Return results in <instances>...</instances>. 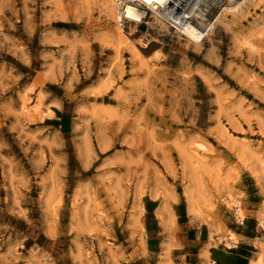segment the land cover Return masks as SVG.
Instances as JSON below:
<instances>
[{
  "label": "rangeland",
  "instance_id": "1",
  "mask_svg": "<svg viewBox=\"0 0 264 264\" xmlns=\"http://www.w3.org/2000/svg\"><path fill=\"white\" fill-rule=\"evenodd\" d=\"M113 3L0 0V264H185L148 196L217 233L239 205L264 264V0H209L198 45L144 26L149 51Z\"/></svg>",
  "mask_w": 264,
  "mask_h": 264
},
{
  "label": "crops",
  "instance_id": "2",
  "mask_svg": "<svg viewBox=\"0 0 264 264\" xmlns=\"http://www.w3.org/2000/svg\"><path fill=\"white\" fill-rule=\"evenodd\" d=\"M55 118L61 120L48 117ZM182 202V197L171 201L148 196L143 200L142 221L148 244L160 249L177 245L187 258L185 264H253L258 260L261 254L257 245L258 227L227 224L224 233H217L216 228L212 229L198 216L178 213Z\"/></svg>",
  "mask_w": 264,
  "mask_h": 264
},
{
  "label": "bare ground",
  "instance_id": "3",
  "mask_svg": "<svg viewBox=\"0 0 264 264\" xmlns=\"http://www.w3.org/2000/svg\"><path fill=\"white\" fill-rule=\"evenodd\" d=\"M99 1L102 2L104 9L107 10L109 14H112V11H114V0ZM208 9H211L209 0H116L115 23L120 31L123 33H129L130 36H133V41L135 43L140 46L142 45L143 48L145 47L148 51L154 48V44L150 40L149 34H144V32L142 33L140 31L144 26L160 32L163 37L170 35L175 31L179 36L183 35L188 38L190 42H194L198 45L207 38L206 36L210 35V32L213 31L215 26V23L208 22V14L206 13L208 12ZM135 43H131L130 45V38L126 34H121L116 39L115 49L121 51V48H123V46L125 47L123 44H126L129 47V50L134 54L135 58L138 57L137 59H139L142 52H139ZM146 60L148 63V59ZM141 65H143V63H141ZM188 194L189 197L187 198L190 199L192 210L193 212H196L198 206L195 204V200L192 197V190H189ZM238 207L241 210L239 205ZM200 212H202V210ZM143 247H145V245ZM168 249L169 248H167V250ZM262 262L263 257H260L258 261H253V264H261Z\"/></svg>",
  "mask_w": 264,
  "mask_h": 264
},
{
  "label": "built area",
  "instance_id": "4",
  "mask_svg": "<svg viewBox=\"0 0 264 264\" xmlns=\"http://www.w3.org/2000/svg\"><path fill=\"white\" fill-rule=\"evenodd\" d=\"M240 208L238 207L236 210H235V213H234V218H235V222L238 226H245L246 224V219L243 218L241 216V213H240ZM264 227V226H263Z\"/></svg>",
  "mask_w": 264,
  "mask_h": 264
}]
</instances>
